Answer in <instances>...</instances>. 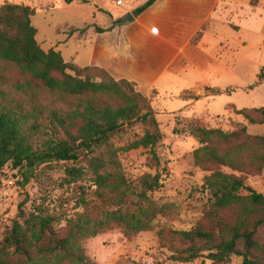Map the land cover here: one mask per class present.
<instances>
[{"label": "trees", "instance_id": "16d2710c", "mask_svg": "<svg viewBox=\"0 0 264 264\" xmlns=\"http://www.w3.org/2000/svg\"><path fill=\"white\" fill-rule=\"evenodd\" d=\"M34 14L25 5L5 3L0 8V172L7 166L18 171L25 187L41 166L82 158L92 176L94 200H86L80 188L82 212L72 218L51 211L44 201L29 212L19 206L0 240V264H93L83 240L115 226L128 239L151 231L158 217L177 210L173 203L150 197L161 187L154 152L162 136L150 101L134 83L116 81L97 67L67 63L53 49L43 50L31 22ZM11 69L15 77L8 75ZM263 78L261 73L258 80ZM236 114L250 125H264V108ZM136 122L147 127L142 137L123 147L111 142L113 136L122 139ZM191 126L199 143L191 153L193 165L209 173L202 189L211 220L209 227L172 232L186 243L172 246V259L187 263L205 256L213 264H226L237 257L241 264H264V197L246 184L247 175L263 169L264 136L250 135L245 128L229 133L207 129L200 120ZM139 149L149 151L157 171L131 181L119 154ZM82 175L83 170L70 168L64 181L73 184Z\"/></svg>", "mask_w": 264, "mask_h": 264}, {"label": "rangeland", "instance_id": "374dc122", "mask_svg": "<svg viewBox=\"0 0 264 264\" xmlns=\"http://www.w3.org/2000/svg\"><path fill=\"white\" fill-rule=\"evenodd\" d=\"M73 1L70 7L68 4L72 0H0V8L11 3L33 9L35 14L31 22L37 30V43L45 51L55 45L63 60L71 62L73 52L83 53L84 46L88 47L95 37L94 31H88L85 39H80L79 35L69 39L73 29L97 24L103 19L107 23V17L100 15L104 11L130 20L127 10L141 6L146 0H122L121 7H117L114 0H88L82 7L80 0ZM222 1L232 8L215 24L216 37L208 38L202 48L188 49L187 53L196 57L195 62H185L188 65L184 72H163L155 85V94L152 92L150 98L162 136L154 152L160 163L161 187L150 197L160 203H173L177 210L158 217L151 231L128 239L123 236L122 229L115 226L83 240L84 253L93 264H213L205 256L187 263L172 259V246L186 245L172 232L209 227L211 220L208 196L202 189L203 180L209 173L193 165L191 153L199 143L190 133L191 123L200 120L205 128L224 133L245 128L250 135L264 136V125H250L236 114L239 110L264 108V78L258 80L261 73L264 76V6L260 3L250 12V3L255 6L257 0ZM126 57L125 54L121 59L124 63L121 70L137 75L142 72L145 77L140 78L141 83L147 84L150 75L155 79L161 73L164 56L157 50L152 55L138 50L133 52L132 59ZM132 61L134 65H131ZM90 63L83 58L73 62L78 67ZM8 75L15 77V70L11 69ZM205 86L212 90L206 93ZM185 92L195 95L196 99L185 97ZM146 130V126L136 122L124 130L122 139L113 136L111 142L123 147L142 137ZM151 158L149 151L143 149L119 154L124 173L131 181L144 174L156 173ZM86 166L82 158L43 165L25 187H22L20 173L5 167L0 172V240L17 218L19 206L29 212L44 201L51 211L66 218L81 213L80 188L85 190L86 200H94L92 176ZM70 168H79L85 175L76 183H65L64 180H68L66 171ZM219 169L226 174L239 175L227 168ZM246 184L264 197V165L260 174L246 176ZM223 216L228 217L229 213ZM226 264H241V259L232 257Z\"/></svg>", "mask_w": 264, "mask_h": 264}, {"label": "crops", "instance_id": "0c3cea01", "mask_svg": "<svg viewBox=\"0 0 264 264\" xmlns=\"http://www.w3.org/2000/svg\"><path fill=\"white\" fill-rule=\"evenodd\" d=\"M114 1L117 7L123 5L122 0L120 5L116 4L117 0ZM148 1L127 10L128 15L131 16L130 20L126 17L120 19L119 16L104 11L100 15L107 17V23H104L106 21L103 19V22L73 29L69 39H76L77 35L80 39H85L88 31H94L95 37L88 47L84 46L83 53L73 52L71 62L67 63L73 64L80 58L88 60L91 63L85 67H97L105 70L116 81L125 80L134 83L136 90L151 104L150 98L153 96L152 92L155 94V85L161 74L171 70L180 74L186 70L188 64L185 62H195L196 56L189 55L188 49L202 48L208 38L216 37L213 32L215 24L232 7L222 0H156L153 5L137 14L136 11ZM80 3L82 4L78 7L86 5L88 0H80ZM260 3L264 6V0H257L255 6L250 3V12ZM73 4L72 0L68 6L71 7ZM232 27L237 29L234 25ZM52 49L60 53L55 45ZM138 50L151 55L157 50L164 56L160 64L161 73L155 79L150 75L147 84L141 83L140 78L145 77L142 72L137 75L131 71L121 70L124 65L121 61L123 55L126 54L127 59H132L133 52ZM143 59L142 57V62ZM131 65H134V61ZM211 90L210 87H204L206 93ZM185 97L196 99V96L190 92H185Z\"/></svg>", "mask_w": 264, "mask_h": 264}, {"label": "built area", "instance_id": "2783aa9c", "mask_svg": "<svg viewBox=\"0 0 264 264\" xmlns=\"http://www.w3.org/2000/svg\"><path fill=\"white\" fill-rule=\"evenodd\" d=\"M120 3H121L120 0H117V1H116V4H117V5H120Z\"/></svg>", "mask_w": 264, "mask_h": 264}, {"label": "water", "instance_id": "95a60500", "mask_svg": "<svg viewBox=\"0 0 264 264\" xmlns=\"http://www.w3.org/2000/svg\"><path fill=\"white\" fill-rule=\"evenodd\" d=\"M128 17H130V15H129ZM130 18H131V17H130Z\"/></svg>", "mask_w": 264, "mask_h": 264}]
</instances>
